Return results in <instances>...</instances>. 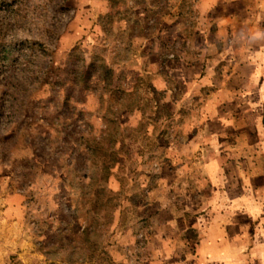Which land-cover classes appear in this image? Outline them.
<instances>
[{
    "label": "rangeland",
    "instance_id": "374dc122",
    "mask_svg": "<svg viewBox=\"0 0 264 264\" xmlns=\"http://www.w3.org/2000/svg\"><path fill=\"white\" fill-rule=\"evenodd\" d=\"M261 5L0 0V264L262 261L264 71L226 32Z\"/></svg>",
    "mask_w": 264,
    "mask_h": 264
},
{
    "label": "crops",
    "instance_id": "0c3cea01",
    "mask_svg": "<svg viewBox=\"0 0 264 264\" xmlns=\"http://www.w3.org/2000/svg\"><path fill=\"white\" fill-rule=\"evenodd\" d=\"M262 6L263 5L260 6V10L258 9L257 13L260 12L259 15L263 14L264 9ZM226 32L230 37L229 46L233 53L231 59L237 66V69L231 73V76L240 78L247 70H250L251 73H254V78L262 76L264 71L262 65L264 62V23L258 21L253 22L252 25H242L238 22L237 25L231 24V27L227 29ZM255 91L258 92L259 88ZM239 92L243 93V90H239L238 93ZM260 92L261 93L259 94H264L263 87ZM237 231L236 238L238 243L236 245L239 246V241H243L245 238V234H243L245 232L243 229H238ZM210 235L211 236L208 239H205V244L202 245V247H204L208 252V255H210L211 261H222L223 258L226 257L227 259L229 254L234 253L229 250L230 247L228 246V241L230 242V238L232 237V234L228 231V226L220 224L216 228V231ZM252 237L256 238L254 245L255 249L252 250V252L258 254L260 257L259 259H262V261H259L258 264H264V232H262V230L256 231V234ZM239 247L240 249L238 250L240 251L242 247L241 245ZM241 254L242 253H238L239 256H242Z\"/></svg>",
    "mask_w": 264,
    "mask_h": 264
},
{
    "label": "trees",
    "instance_id": "16d2710c",
    "mask_svg": "<svg viewBox=\"0 0 264 264\" xmlns=\"http://www.w3.org/2000/svg\"><path fill=\"white\" fill-rule=\"evenodd\" d=\"M106 85V87L105 88H107L108 87V84H105ZM119 91V90H118ZM123 91H121V93H122ZM110 93H112V96L114 95V92L113 91H110ZM124 93V92H123ZM125 94H127V93H125Z\"/></svg>",
    "mask_w": 264,
    "mask_h": 264
}]
</instances>
